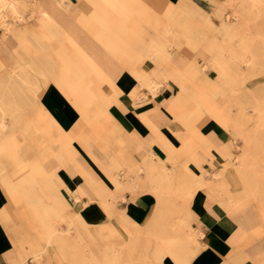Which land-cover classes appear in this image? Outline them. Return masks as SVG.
I'll use <instances>...</instances> for the list:
<instances>
[{
  "label": "crops",
  "instance_id": "obj_1",
  "mask_svg": "<svg viewBox=\"0 0 264 264\" xmlns=\"http://www.w3.org/2000/svg\"><path fill=\"white\" fill-rule=\"evenodd\" d=\"M18 1L23 19L15 21L13 16L8 14L6 21L12 22L14 31L17 30V33L33 40L35 45L30 48L33 56L51 59L48 63L40 64L38 68L34 67V74L30 75L31 84H25L19 77V73L24 71L21 66V42L14 32H6L4 28L0 34V57L4 61L0 63V82L6 87V92L1 95L2 101L33 104L32 110H25L19 114V118H24L33 124L30 126L29 133L38 138L46 134H69L71 148L61 147L52 142L36 148L23 144L20 157L23 159L22 164H28L29 167L16 171L11 166L12 169L9 172L14 175L13 180L17 182L30 176L34 177L37 183L43 184L37 194L43 199H48L51 191L45 184L54 185L52 194L58 192L66 201L65 203H70L71 206L66 207L68 210L56 209V212H49L50 221L53 222L51 226L43 227L35 220L37 216L44 213L22 214L16 210L17 206L13 205L0 183V213L3 212L5 215V222L0 218V264H29L27 261L31 258L28 254L31 248L44 247L49 253V257L44 262L46 264L59 262L56 258L52 260L53 256L62 255L58 250L59 243L55 241L47 243L44 235L51 231L69 232V222L59 221V216L62 215L80 216L84 224L73 227L71 231L74 233L69 234V237L74 239L77 232L91 236L98 250L103 248L104 251L106 244L131 241L125 224L136 229L137 226L145 227L154 224L155 221L159 222L158 199L150 189H118L120 183L135 184L137 181L146 180V171L143 166L148 163L171 164L167 153L168 147L158 142L157 133L144 121V117L153 120L154 128L163 133V136H167L166 142L177 149L182 147L184 140L196 141L183 122L165 108L171 94L157 96L156 99L137 98V94L134 93L137 92L138 78L133 75V71L146 73L152 79L163 69H168L170 65L154 61L150 56L170 55L175 68L183 73L190 60L188 57L190 54L182 55L180 52L186 49L194 53L197 52L195 49L200 48V46L193 48L192 45L187 44L186 25L196 32V27H200L204 22L203 14L215 21L210 13L219 18L221 15L219 13L223 12V4L227 0ZM62 9L66 13H62ZM186 9L196 13L190 14L187 19ZM47 16L55 25L51 27V30L43 26ZM42 34L55 36L58 39L77 40L76 43L85 54L98 56L96 65L108 81L105 78L101 79L95 72H91L88 91L79 87V93L72 92L69 95V82H73L74 79V75L69 73V62L61 61L62 56L55 53V49L49 43L46 44L49 54L46 55L45 52L40 51L36 37ZM157 48L161 49L155 51ZM65 51L68 50L65 49ZM3 52L5 55H2ZM197 53L201 54L200 51ZM24 56L22 54V57ZM138 56L143 58L139 60ZM52 58L55 60L59 58L60 62L53 61ZM39 72L46 74L43 76ZM109 81L115 83L118 93L112 91ZM170 86L175 91L172 95H178L180 89L175 78ZM73 93L80 95L78 97L82 94L83 97L89 96L92 99L89 110L92 112H98L100 106H108V129L116 130V135L129 140L120 145H108L106 137L109 133L94 132L93 127L83 120L81 112L73 104L72 98L76 97L72 96ZM2 118L11 122L12 117L7 114ZM49 120L55 121L58 125L56 123L48 125ZM193 120L194 131L201 133L200 135L204 136L212 147L211 151L201 146L197 150L199 161L195 163V168L200 170L194 178L196 182H199L201 172L206 178L211 177L207 175L209 172L207 164L212 167L218 164L216 171L225 165H232L230 164L233 159L230 142L223 139L221 141L218 138L219 129L224 136L226 135L225 138H228L231 131L220 125L212 114L197 116ZM12 130L21 142L29 134L22 122L14 124ZM21 136L24 137L21 139ZM117 148L122 154L119 157L114 156L113 160L111 155L113 157ZM213 150L227 158L223 163L225 165L215 160ZM185 161L184 155L181 160L174 156L172 163L183 169ZM138 166L142 169L137 170V173L128 170V167L136 169ZM34 170V174L31 175L30 172ZM91 179H96L98 185L102 187L103 196L89 185ZM228 181L231 194L240 191L236 180L229 178ZM80 186L87 188L85 194L79 190ZM42 190L46 194H42ZM102 198L114 200L112 201L115 202L114 207L106 209L101 201ZM205 199L198 193L192 201V226L194 230L200 232L198 241L201 250L188 264H244L246 261L264 264V243H253L252 237L251 240H245L248 235L245 232L246 224L252 222L251 213L258 212L264 222V214L261 210L256 207L247 209L219 207L226 213L225 215L220 212L217 206L219 203L215 202L214 205L206 207ZM225 201L229 205V202ZM228 214L243 225L235 240L233 239L235 234L233 221L227 217ZM10 215L12 222H10ZM123 215L126 216L124 219L127 222L122 218ZM61 222L66 224L62 223L61 226ZM15 223L19 227L17 234L12 230ZM111 227L117 230L119 241L115 240L116 236L106 237ZM137 235L134 234L132 237ZM234 242L237 245L235 248ZM49 247H53L54 252L48 250ZM145 257L147 258L148 254ZM101 260L105 264L104 254ZM70 263L72 264L71 261ZM157 264L178 263L170 255H165Z\"/></svg>",
  "mask_w": 264,
  "mask_h": 264
},
{
  "label": "bare ground",
  "instance_id": "obj_2",
  "mask_svg": "<svg viewBox=\"0 0 264 264\" xmlns=\"http://www.w3.org/2000/svg\"><path fill=\"white\" fill-rule=\"evenodd\" d=\"M225 3H232V5L236 6L237 22L231 23L229 19L221 18L220 23L216 24L213 19L203 14L204 22L200 27H196V32L192 31L193 29L191 30L189 25H186L185 32L187 44L192 45L193 48L200 46L199 49L195 50L197 52L200 51V55L206 60L205 63L216 71V79L206 77L203 68L190 58L183 73L182 71L180 72L173 65L172 56L170 55L150 56L154 61L170 65L169 70L163 69L160 74H157L152 79L146 73L133 71V75L138 78V87L136 88L137 92L134 93L135 95L145 90L143 91L144 94L155 97L161 86L172 88L170 84L174 82L175 78L179 84L180 91L178 95L170 96L168 105L165 108L182 121L188 131L192 133L193 138L196 139L195 142L193 140L188 142L184 140L182 147L177 149L171 143L166 142L167 136H163V133L154 128L155 122L153 120L144 117V121L157 133L158 142L168 147L167 153L171 164L166 165L164 162H160V164L155 162L152 164L148 163V165L143 166L144 171H146V180L137 181L135 184L128 182V188L132 190L152 188L158 199L159 222L155 221L154 224L145 227L138 226V235L131 236L132 240L128 242L127 246L128 251L133 255L146 256L147 242L150 238L155 237L164 241L165 254L170 255L178 264H188L201 250L197 232L192 228L191 214L192 201L198 193L206 198V207H210L216 202L219 203L217 206L220 208L227 209V206L230 209L256 207L264 214V84H258L254 88L238 92L240 85L246 79L258 75L262 72L261 66L264 67V0H227ZM18 4V0H0V28H5L6 32H14L19 38L21 42V66L24 70L19 73V77L25 84H31L30 75L34 74L33 68H38L42 63H48L51 58L33 56V52H30V48L35 45L33 40L26 38L21 33H17V30L14 31L12 22L8 23L6 21L8 14L12 15L15 21L23 19ZM43 13L46 14L45 12ZM195 13L196 11L194 12L193 10H185L187 19L190 14ZM219 14L222 15L223 12ZM46 19L47 21H45L43 26L51 30V27H55V25L51 23L52 20L48 16ZM240 31L242 39L235 43L234 36ZM52 34L57 36L55 33ZM55 36L42 34L36 37V43L39 45L40 51L42 53L45 52L44 54L46 55L49 54L46 46L49 43L55 49V53L62 56L61 61L69 62V73L74 75L73 82H69V95L72 92L79 93V87L86 90L89 89L91 81L89 74L91 72H95L101 79L105 78L108 81L107 77L103 75L96 65L98 56L85 54L76 43L77 40L71 38L58 39ZM65 49L68 51L66 52ZM160 49L157 48L155 51ZM22 54L26 56L22 57ZM142 58L143 56H138L139 60ZM53 61L60 62V59H53ZM3 62L0 57V63ZM243 65L246 66L245 69ZM39 73L43 76L46 74L44 72ZM1 84L0 82V183L8 193L13 205L17 206L16 210H19L22 214L25 212L44 213L37 216L38 220L36 218L35 221L41 223L43 227L51 226L50 224L53 221H50L51 217L48 213L56 212V209L68 210L66 207L71 206L70 203H65L66 201L62 199L58 192L52 194L54 191V185L52 184H45L47 189H51V191L49 192L50 195H48L49 198L43 199L41 195L33 193L35 186L38 185L42 189L43 184L37 183L34 180L35 178L30 176L21 182H17L13 180L14 175L9 171L12 169L11 166L16 171L17 169L22 170L29 167L28 164H22L23 159L20 157V154H22L20 149H22L23 144L36 148L52 142L61 147L71 148V137L69 134L62 133L46 134L38 138L29 133L31 130L30 126L33 124L24 118H19V114L25 110H32L34 108L33 104L3 102L1 95L6 92V87ZM109 85L112 91L119 92L115 87V83L110 82ZM31 90L33 91V89ZM72 96H76L72 98L73 104L81 112L83 120L93 127V131L109 133L106 137L108 145H120L129 140L125 139L126 137L122 138L116 135V130L108 129V106H100L98 112H92L89 110V106L92 103V99L89 96L83 97L82 94L81 97H78L80 95L74 93ZM218 96H223L228 101V105L222 106L219 104L216 101ZM233 102L238 106L236 117L229 115ZM251 110L257 113V117L250 128L246 129L245 125L251 122V118H247L245 112ZM205 112L212 114L216 120L219 119L220 123L219 121L218 123L229 131L232 130L234 133L239 134L244 143L242 151L236 156L240 162L236 167L224 166L219 171L212 172L211 177L213 179L211 177L206 178L201 172V181L196 182L194 177L198 172L194 167L195 163L199 161L197 150L200 146L207 151H211L212 148L210 142L200 135L201 133L198 134L197 131H194L193 118L202 116ZM7 114L12 117L11 122H7L2 118ZM17 122H22L29 133L22 142L12 130V127ZM53 123L56 122L48 121V125ZM120 152V149L117 148L113 157L111 155V159L114 160V156L119 157L122 154ZM183 155L186 161L184 162L185 167L181 169L172 162L174 156L181 160ZM30 167L33 169L31 165ZM139 169H142V167L138 166L136 169L128 167V170L133 173H137ZM204 170L206 171V169ZM34 172L35 170L31 171L30 174L33 175ZM229 178L237 181L236 185L239 186L240 191L236 194H231L229 190ZM89 185L103 196L102 187L98 185L96 179H91ZM86 189L84 186L79 188L82 194H85ZM42 192V194H46L44 190ZM224 199L229 202V205ZM106 200L101 199L106 209L113 208L114 202ZM61 206L64 207L62 208ZM182 212L184 213L182 214ZM0 218L5 222L3 212L0 213ZM60 220L69 222V232L73 227L76 228L84 224L80 216L77 215H62L59 216ZM18 228L16 223L12 226L15 234L18 233ZM69 232L54 233L51 231L45 233L44 236L47 243H53L54 241L59 243V253L67 260H70L72 264H103L101 257L104 253L114 257L110 264H119L115 258L124 252V247L112 245V247H105L104 251L103 248L98 250L95 240L91 236L77 232L73 239L69 237ZM198 233L200 234V232ZM28 254L40 263L49 257L45 247L31 248Z\"/></svg>",
  "mask_w": 264,
  "mask_h": 264
},
{
  "label": "rangeland",
  "instance_id": "obj_3",
  "mask_svg": "<svg viewBox=\"0 0 264 264\" xmlns=\"http://www.w3.org/2000/svg\"><path fill=\"white\" fill-rule=\"evenodd\" d=\"M28 1L29 2L30 1L31 2H34L35 0H28ZM42 1H44V0H42ZM66 1H68V0H66ZM69 8L71 9V7H69ZM235 12H236V6H234V4L232 5V3H224L223 4V14L219 18L217 16H215L214 14H212V13H210V14L215 19V23L216 24H219L220 23L221 18L222 19H224V18L229 19V21L232 23V22H237V20H238V16H237V14H235ZM62 13H66V12L62 9ZM8 19H10V18H8ZM3 31H4V28H0V34ZM253 33L255 34V32H253ZM239 39H242L241 31L240 32H237L236 35L234 36L235 43L237 41H239ZM180 54H182V55H188V54H190L188 57L190 59L196 61L198 63V65H200L203 68L204 75H206V77H210L211 79H216L217 78L216 71L213 68L209 67L207 63H205L206 60H205V58L202 55L198 54L197 52L192 53L190 50L188 51L186 49H183L180 52ZM2 55H5V53L2 54ZM148 65H150V63ZM261 67H262V69H261L262 72L259 73L256 76L250 78V79H246L244 81V83L242 85H240V87H239L240 89L238 90V92H240V91L243 92L244 90H246L248 88H254L258 84L259 85L260 84H264V67L263 66H261ZM243 68L245 69L246 66L243 65ZM258 69H260V68H258ZM170 89H171V91L173 93L175 92V91L172 90V88H168V86H161L159 88V91H158V93H157V95L155 97H150V96H148V94H144V92L141 91L140 92L141 94L138 92L139 94H137V98L140 99L141 97H143L142 100L148 99V98H154V99H156L157 96H161V95H166L167 96V95H170V94L172 95L171 91H169ZM216 101L219 104H221L222 106L228 105L227 104L228 101L223 96L222 97L221 96H218L216 98ZM237 112H238V106L236 105L235 102H233V105L231 106V110H230V114L229 115L236 117L237 116ZM245 113L247 114V118L248 117L251 118V122H249L248 124L245 125V128L246 129H249L250 126H251V124H252V122L256 119L257 113L254 112L253 110L247 111ZM205 114H208V112L204 113L203 115H205ZM208 115H210V114H208ZM218 121H219V119L217 120V122ZM219 123H220V121H219ZM205 127H207V126H205ZM174 135H175V132H174ZM225 136H224V133H222L220 131V129H219V131H218V138H219V140L222 141V139H223L224 141H229L230 144H231V146H232L231 150H232L233 159H231L230 164H232V165L229 166V167L234 168V167H236L240 163L239 162V158L236 157V156L242 151V146H243L244 141L239 136V134L234 133L232 130H231V134H229L228 138H225ZM23 137L24 136H21V139ZM212 154L214 155L215 160L219 162V164H223L226 161V159H227L226 157H224L223 155H221L219 152L214 151V152H212ZM223 165H225V164H223ZM207 167H209V172H207V175H209V176H211V174H212L213 171L218 170V164H215L213 167L212 166H209V164H207ZM199 170L200 169L196 168V171L199 172ZM124 188H128V183L127 182L126 183H122V184L120 183L118 189H124ZM128 189H130V188H128ZM39 190H40V187L37 185V186L34 187L33 193L37 195L39 193ZM150 190L152 191V188ZM106 201H109V200H106ZM110 201H114V200H110ZM114 205H115V202H114ZM218 208H219V206H218ZM219 210H220L221 213H225L222 209L219 208ZM225 215H226V213H225ZM250 216H251V219L250 220L252 222L246 224L247 229H246L245 232H247L248 235L245 238V240H248V239H250L252 237V242L253 243H261L262 244V243H264V222H263V218H262V216H260V214L258 212H255V213L253 212V213L250 214ZM125 217L126 216H124V215L122 216L123 219ZM227 217H230L232 219V221H233L234 231H235V234H234L233 239L235 240V238L238 236L239 230L241 229V227L243 228V225L241 223H239L238 221H236L229 214L227 215ZM12 221H13V219H12V216L10 215V222H12ZM124 221L127 222L125 219H124ZM62 223L64 224L65 222H61L60 223L61 226H62ZM125 227H126L127 232L129 233V236L130 237L132 235H134V234L135 235L138 234V232H139L138 231L139 230L138 226L135 227L136 229H134L133 227H130V226H128V225L125 224ZM192 228H193V226H192ZM194 231L197 232V237H198V235H199L198 231L197 230H194ZM58 232H60V231H58ZM11 233H12V231H11ZM72 233H74V232H72V231L69 232V234H72ZM117 235H118L117 230H114L111 227V229L107 233L106 237L113 238V236L114 237L116 236L115 237V240L116 241H119ZM128 242H130V240L129 241H126L124 243H122V241H120L118 243H111V244H108V245L106 244L105 245V247H112V245H113V246H122V247L125 248L124 252L121 255L117 256V258H115L119 264H147L146 262H149L148 264H157L161 260V258L163 256L168 255V254H165V248H164L165 244H164V241L163 240H159V239H157L155 237L150 238V240L147 243V254H148V257L147 258L145 256H136V255L131 254L128 251V249H127ZM236 246L237 245H235V242H234V248ZM48 250H50L51 252H54V248L53 247H49ZM104 255H105V260H106L105 261V264H110L112 262V260H114L113 259L114 258L113 256L107 255L105 253H104ZM27 258H28V256H27ZM55 258H56V260L58 259L59 262H57V263H55V262H49V263L50 264H52V263L53 264L54 263L55 264H71L70 261L67 260L63 255H58V257L53 256L52 257V260L55 259ZM146 260H148V261H146ZM152 260H153V262H152ZM27 262L29 264H46L45 262L44 263L43 262L40 263L38 260L34 259V257H32V256H31V258ZM239 264H241V263H239ZM244 264H253V263L251 261L250 262L249 261L248 262L246 261Z\"/></svg>",
  "mask_w": 264,
  "mask_h": 264
}]
</instances>
